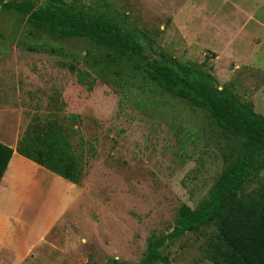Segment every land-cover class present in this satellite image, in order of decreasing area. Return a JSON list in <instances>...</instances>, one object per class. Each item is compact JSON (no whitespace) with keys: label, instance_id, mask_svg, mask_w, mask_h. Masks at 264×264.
Listing matches in <instances>:
<instances>
[{"label":"rangeland","instance_id":"374dc122","mask_svg":"<svg viewBox=\"0 0 264 264\" xmlns=\"http://www.w3.org/2000/svg\"><path fill=\"white\" fill-rule=\"evenodd\" d=\"M65 3L109 17L148 58L163 52L207 71L214 85L264 116V0ZM51 119L68 133L83 168L79 191L49 241L17 257L38 243L35 222L44 208L45 185L28 182L33 198L8 217L0 264L138 262L149 236L172 231L179 206L194 208L207 196L232 143L203 110L105 48L53 39L29 28L25 15L0 8V136L20 139L27 126ZM260 187L264 169L236 194ZM214 231L208 225L167 238L160 250L171 264H213L206 243Z\"/></svg>","mask_w":264,"mask_h":264},{"label":"trees","instance_id":"16d2710c","mask_svg":"<svg viewBox=\"0 0 264 264\" xmlns=\"http://www.w3.org/2000/svg\"><path fill=\"white\" fill-rule=\"evenodd\" d=\"M0 8L26 16L29 28L56 40L84 38L125 60L171 95L201 109L232 143L222 152L226 164L214 179L207 196L194 208L182 204L172 231L147 238L146 252L138 262L115 258L104 264H171L160 250L167 238L213 226L207 241V257L213 264H264V187L252 196H237L249 177L264 169V116L250 102L239 101L225 88L214 85L213 77L199 67L178 62L159 52L148 58L130 32H123L109 17L85 12L65 0H0ZM68 133L55 120L27 126L17 140L16 151L60 177L79 184L83 168L70 151ZM228 144V142H227ZM13 149L0 141V180Z\"/></svg>","mask_w":264,"mask_h":264},{"label":"crops","instance_id":"0c3cea01","mask_svg":"<svg viewBox=\"0 0 264 264\" xmlns=\"http://www.w3.org/2000/svg\"><path fill=\"white\" fill-rule=\"evenodd\" d=\"M18 136L8 139L0 136V141L13 149V153L8 162L6 170L0 180V239L5 240L9 236V218L12 211H20L29 208L31 202L28 182H32L38 188L39 184L45 185V190L40 198L44 200V208L37 214L35 225L39 232L37 240L30 242V246L24 252H18L17 257L28 255V253L50 239L54 229L61 224L69 207L75 202L78 184L70 182L50 170L40 166L36 162L24 157L16 151ZM23 186L19 188V186ZM46 209V212L43 210ZM12 243V242H11ZM13 244V243H12ZM15 248L21 243L16 241ZM12 246V245H11ZM19 248V247H18Z\"/></svg>","mask_w":264,"mask_h":264}]
</instances>
